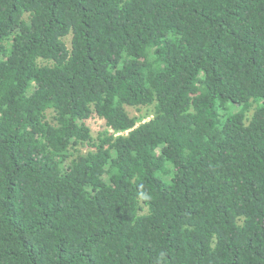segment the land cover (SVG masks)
Returning <instances> with one entry per match:
<instances>
[{
  "label": "trees",
  "instance_id": "1",
  "mask_svg": "<svg viewBox=\"0 0 264 264\" xmlns=\"http://www.w3.org/2000/svg\"><path fill=\"white\" fill-rule=\"evenodd\" d=\"M0 264H264V0H0Z\"/></svg>",
  "mask_w": 264,
  "mask_h": 264
},
{
  "label": "rangeland",
  "instance_id": "2",
  "mask_svg": "<svg viewBox=\"0 0 264 264\" xmlns=\"http://www.w3.org/2000/svg\"><path fill=\"white\" fill-rule=\"evenodd\" d=\"M69 38L70 36H67L64 38L67 43L69 42ZM126 110L129 116L136 118V123L146 122L148 119L151 118L152 110L150 106L149 107L148 106H139V107L126 106ZM87 123L93 135H96L101 130L109 128L107 127L105 121L96 115L91 116L87 120Z\"/></svg>",
  "mask_w": 264,
  "mask_h": 264
}]
</instances>
